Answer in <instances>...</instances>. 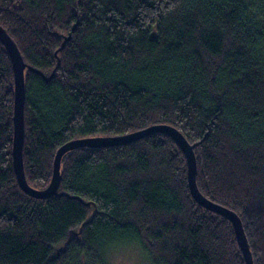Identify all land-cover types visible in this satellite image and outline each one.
I'll use <instances>...</instances> for the list:
<instances>
[{
	"label": "trees",
	"instance_id": "1",
	"mask_svg": "<svg viewBox=\"0 0 264 264\" xmlns=\"http://www.w3.org/2000/svg\"><path fill=\"white\" fill-rule=\"evenodd\" d=\"M25 68L23 162L45 188L65 142L154 124L194 144L196 181L264 264V0H0ZM14 72L0 41V264H246L232 222L191 195L163 133L62 156L57 192L13 168Z\"/></svg>",
	"mask_w": 264,
	"mask_h": 264
},
{
	"label": "water",
	"instance_id": "2",
	"mask_svg": "<svg viewBox=\"0 0 264 264\" xmlns=\"http://www.w3.org/2000/svg\"><path fill=\"white\" fill-rule=\"evenodd\" d=\"M0 41L9 53L14 72V110L13 128L14 137L12 144L13 168L20 188L31 196L47 198L57 192L61 179L62 156L69 150L79 146H113L121 145L147 136L152 133H163L171 136L185 154L187 161L188 185L192 197L204 207L227 217L233 224L237 241L243 252L245 263L254 264L253 254L245 233L243 223L238 214L230 208L223 206L207 198L201 193L196 181L197 161L194 144L189 143L186 137L170 124H154L143 129L117 135V136H93L81 137L65 142L54 156L53 172L49 184L45 188L31 186L26 178L23 162V142L25 134V68L26 65L19 48L8 32L0 25Z\"/></svg>",
	"mask_w": 264,
	"mask_h": 264
},
{
	"label": "rangeland",
	"instance_id": "3",
	"mask_svg": "<svg viewBox=\"0 0 264 264\" xmlns=\"http://www.w3.org/2000/svg\"><path fill=\"white\" fill-rule=\"evenodd\" d=\"M139 246L129 245L110 249L106 253L107 264H150V259Z\"/></svg>",
	"mask_w": 264,
	"mask_h": 264
},
{
	"label": "bare ground",
	"instance_id": "4",
	"mask_svg": "<svg viewBox=\"0 0 264 264\" xmlns=\"http://www.w3.org/2000/svg\"><path fill=\"white\" fill-rule=\"evenodd\" d=\"M203 193V192H202Z\"/></svg>",
	"mask_w": 264,
	"mask_h": 264
}]
</instances>
